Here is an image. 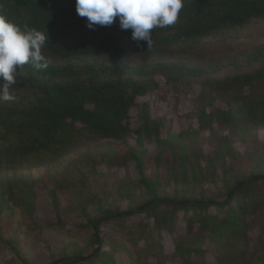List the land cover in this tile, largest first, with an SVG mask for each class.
I'll return each mask as SVG.
<instances>
[{
    "label": "trees",
    "instance_id": "obj_1",
    "mask_svg": "<svg viewBox=\"0 0 264 264\" xmlns=\"http://www.w3.org/2000/svg\"><path fill=\"white\" fill-rule=\"evenodd\" d=\"M182 2L176 23L154 28L148 48L118 18L88 28L76 0H0V13L49 38L47 68H18L16 99L0 101V221L17 208L43 237L42 184L48 226L70 239L56 249L44 239L32 262L0 229V250L21 264H264V45L225 66L193 61L208 48L264 38V0ZM163 88L159 102L168 108L173 92V111L194 120L187 130L153 116ZM74 153L45 179L19 176ZM83 161L126 183L99 197L76 166Z\"/></svg>",
    "mask_w": 264,
    "mask_h": 264
},
{
    "label": "clouds",
    "instance_id": "obj_2",
    "mask_svg": "<svg viewBox=\"0 0 264 264\" xmlns=\"http://www.w3.org/2000/svg\"><path fill=\"white\" fill-rule=\"evenodd\" d=\"M183 7L182 0H76V11L87 18L90 29L111 26L118 18L121 30L131 29V38L139 44L152 46V30L173 25ZM42 31L21 28L0 13V101L16 99L11 92L16 84L15 73L29 62L47 68L48 59L42 53L48 40Z\"/></svg>",
    "mask_w": 264,
    "mask_h": 264
},
{
    "label": "rangeland",
    "instance_id": "obj_3",
    "mask_svg": "<svg viewBox=\"0 0 264 264\" xmlns=\"http://www.w3.org/2000/svg\"><path fill=\"white\" fill-rule=\"evenodd\" d=\"M232 44L234 46L229 50L224 51H213L208 52V49L203 51V53L199 54V59H193L195 62H200L204 64L209 65H215L217 63H221L223 66H225V60H227L230 57H233L237 54H240L243 51L251 52L255 48H258L262 45H264V38H256L253 40L248 39H241L239 41H232ZM228 70L223 69V71L220 73L221 76L226 75ZM166 91L165 88H163L158 93H155L151 99L152 103H155L157 107L154 108L152 114L153 116H164L166 115L168 118H172L174 121V129L175 131H181V130H187L191 123L194 122L193 119L190 118H181L180 115H185L187 113L186 110H181L178 112V114L173 111V105H174V93L171 92L168 94V101L169 106L168 108L162 105L160 102H162L158 99V96L160 94H164ZM197 92V90H196ZM196 94V93H195ZM195 125V124H194ZM260 138H264V132L260 133ZM136 140H131L132 146L135 145ZM92 145V144H90ZM89 145V146H90ZM93 146V145H92ZM121 148V147H119ZM97 154V153H96ZM78 154H72L70 157H67L65 161L61 163L60 166H48V167H42L38 166L34 168L32 171L26 170L20 172L19 176L21 177H29L34 179H45L47 178V175L53 173L56 169H62L71 162L72 159L77 158ZM76 166L83 171H87L88 174H90V183L93 186L92 191L98 195L99 197L104 198L105 200L107 197L114 192H116L121 184L126 183V179L124 178V175L118 174L117 176H104L100 174H92L91 170L89 169V164L86 162H77ZM100 171L105 172L106 168L105 166H100ZM130 176L132 180H137L138 175L133 170V168L130 171ZM125 179L124 182L121 180ZM36 190L40 194L39 198V204H41V209L37 213V218L39 219V223L44 225L46 234L41 237L38 236L37 232L32 229L31 224H29V220L27 219V216L23 214L19 209L17 208H11L7 211L6 216L4 219L0 221V229L1 234L6 239H13L16 238L17 242L20 244V251L22 254L28 258L32 262H37L42 254L44 253L45 243L43 240L47 239L48 243L50 244L51 248H59L63 242H69V238L65 237L64 232L54 228L49 227L48 225L53 221L52 218V206L49 203L48 198V189H45L42 184H40ZM124 209H127V206H124ZM168 249L171 247L170 245L167 246ZM0 264H21L15 255L12 254L11 251L7 249V247H4L0 250Z\"/></svg>",
    "mask_w": 264,
    "mask_h": 264
},
{
    "label": "water",
    "instance_id": "obj_4",
    "mask_svg": "<svg viewBox=\"0 0 264 264\" xmlns=\"http://www.w3.org/2000/svg\"><path fill=\"white\" fill-rule=\"evenodd\" d=\"M261 179V177H258V178H254L253 180L256 181V180H259ZM238 189H236L234 191V193L237 191ZM232 196V195H231ZM231 196H229L228 200L231 198ZM101 223V222H100ZM100 223L98 225H100ZM95 230H97V226L95 227ZM96 236L98 237V232L96 231ZM98 242H100V239L98 238Z\"/></svg>",
    "mask_w": 264,
    "mask_h": 264
}]
</instances>
